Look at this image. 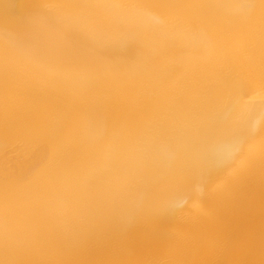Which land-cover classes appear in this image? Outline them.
I'll list each match as a JSON object with an SVG mask.
<instances>
[{"label": "bare ground", "instance_id": "bare-ground-1", "mask_svg": "<svg viewBox=\"0 0 264 264\" xmlns=\"http://www.w3.org/2000/svg\"><path fill=\"white\" fill-rule=\"evenodd\" d=\"M0 264H264V0H0Z\"/></svg>", "mask_w": 264, "mask_h": 264}]
</instances>
